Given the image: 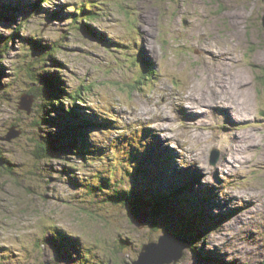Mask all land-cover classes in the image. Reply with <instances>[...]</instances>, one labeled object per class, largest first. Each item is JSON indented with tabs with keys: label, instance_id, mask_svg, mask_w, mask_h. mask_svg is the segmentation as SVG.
I'll return each mask as SVG.
<instances>
[{
	"label": "rangeland",
	"instance_id": "374dc122",
	"mask_svg": "<svg viewBox=\"0 0 264 264\" xmlns=\"http://www.w3.org/2000/svg\"><path fill=\"white\" fill-rule=\"evenodd\" d=\"M38 3L0 0V152L13 163L0 169V264H131L178 230L191 241L176 264H264V0ZM28 38L35 57L56 45L48 72L84 88L74 103L92 121L82 153H56L46 171L38 116L18 109ZM55 111L40 132L63 149L69 115ZM13 122L19 135L2 140ZM143 188L172 198L138 224L129 203Z\"/></svg>",
	"mask_w": 264,
	"mask_h": 264
},
{
	"label": "trees",
	"instance_id": "16d2710c",
	"mask_svg": "<svg viewBox=\"0 0 264 264\" xmlns=\"http://www.w3.org/2000/svg\"><path fill=\"white\" fill-rule=\"evenodd\" d=\"M40 1L41 0H39V3L37 5H35L36 7L40 5ZM44 1L47 2L48 0H44ZM9 6L12 5H7V7L4 8H10ZM54 16L56 17L57 15L55 14ZM93 19H96V17L90 16L89 20L91 21ZM89 20L86 21V23H89ZM77 23L78 26L76 25L73 26H76V28L80 30L82 24H80L79 22ZM86 23L83 24L84 26L88 27ZM96 35L99 38H101V36L98 33ZM10 38L15 39L14 37L12 38V36H10ZM27 40L30 41L29 46H33L34 49L32 48L33 51H31V48H29V51L23 52L26 56H28V60H29V63L27 62L23 68H25L26 74L31 83L24 92L33 96L32 109L31 112L29 113V116L32 115L38 116L33 120V129H36L38 131V136L36 135V138L30 137L32 142H34V146H35L34 147L35 150L32 151V155L38 161L39 164L41 163L45 164V168L43 167L42 169L43 171H46L45 169H47V167L51 168V165H49L48 161H52L53 158L57 157L56 155H59L56 153H65L68 151V148L69 150L79 149L80 150L79 155L82 153V151L85 149L83 145H85L88 141V132L86 129L88 126L92 125V121L90 118H86L83 114H81V111H79L80 113H78L76 111L77 106L74 103L75 101L80 102L81 100L80 94L84 88L80 87L77 91L73 90L67 92L65 88L62 87L61 84H59L60 82H62L61 81L62 77L55 73L56 71H60V69L55 68V72H48L49 69L47 67H49L50 65L49 61L50 59L53 58V53L56 51V45L51 46V48H47L45 51H43V53L35 57L32 54L37 51V48L35 47L34 44L37 45L39 43L33 41L34 44H32L29 38ZM4 43H5L4 45L3 43L0 44V51L2 50L1 48L2 46L8 44V40ZM43 47L46 46L43 45L42 48ZM29 55H30V59H29ZM1 56L3 55L0 54V58ZM58 67H62V64H59ZM140 72L142 74L139 75L140 78L146 75L151 76L152 73H154L152 69L150 68L148 69L147 67H143L140 70ZM71 99H73L74 101H71ZM65 102L67 103L66 106L64 105ZM54 110H56L55 112L57 113L58 111H60L63 113H68L69 115V118H66L67 119L66 124L62 131L63 137L61 138L60 141L62 143L63 149L53 148V142L49 139L53 137L48 136L47 138L45 134L41 133L45 126L54 129L53 128L54 124H52L54 123V121L56 123V120H53V118L55 117L53 115ZM12 125L16 126L17 128H20L19 126L20 124L17 122H13ZM110 126H111L110 122L106 121L105 124L102 125L103 128L101 130H103L104 128L106 130H110ZM23 131L24 130L22 129V133ZM0 159L3 162V164L0 165V169L2 171L6 170L7 172H11L12 171L11 166L13 165L11 160L3 157L2 152H0ZM72 162L73 160L69 159V162L65 163L67 165L65 166L66 169H64L66 171V174L71 175L69 171L70 169L69 163ZM59 171L60 170H53V172L56 173ZM34 174L35 176L41 174V169L37 167L36 171L33 172V175ZM119 183L120 182H118L117 185ZM148 189L149 188H143L139 190L134 189V191H132L133 193L132 198L134 201L130 202L129 204H131V206L134 207L132 210L134 212L136 211L135 213H133L132 218L134 217V215H136L138 211L141 210V208L145 209V207L146 208L150 207L149 212L155 219L162 213L163 209L172 198V195L170 194L172 192L167 194L166 192H161L157 188L153 192H150V190ZM93 191H94L93 188L89 189V192H91L92 194H94ZM124 193H126V195L124 196H126L125 199L126 201H128L129 197L127 195H130V190L128 191L126 190ZM116 194H118V196H116L115 199H113V201H116L117 203L124 202L123 200L120 199L122 198L123 194H121L119 191H116ZM81 208L83 210H86V208H84L83 206ZM186 215L188 216V214ZM200 215H201L200 212L195 214L197 221ZM178 233L181 235L182 238L191 241L190 235L185 236L186 234L185 231L181 232L178 230Z\"/></svg>",
	"mask_w": 264,
	"mask_h": 264
},
{
	"label": "water",
	"instance_id": "95a60500",
	"mask_svg": "<svg viewBox=\"0 0 264 264\" xmlns=\"http://www.w3.org/2000/svg\"><path fill=\"white\" fill-rule=\"evenodd\" d=\"M261 22L264 27V12L261 16ZM32 103L33 96L23 93L20 96L18 109H23L30 113ZM10 127L12 128H10L4 136V140L9 141L12 138H16L20 133V131L15 129L13 125ZM215 161L216 159L213 160V162ZM2 164L3 162L0 159V165ZM143 213L144 212H138L134 217L138 224H140L144 217ZM189 243V240L182 238L179 233H164L158 237L157 242L144 243L137 255V259L133 260L131 264H176L182 257L184 250L188 248Z\"/></svg>",
	"mask_w": 264,
	"mask_h": 264
},
{
	"label": "bare ground",
	"instance_id": "6f19581e",
	"mask_svg": "<svg viewBox=\"0 0 264 264\" xmlns=\"http://www.w3.org/2000/svg\"><path fill=\"white\" fill-rule=\"evenodd\" d=\"M147 34H148V33H147ZM242 109H243V111L246 110V108H242ZM21 110H23V109H21ZM247 111H248V110H247ZM243 113H244V112H243ZM237 114H238V113H237ZM247 114H248V113H247ZM239 115H240V114H239ZM244 116H245V115H244ZM10 128H12V127H10ZM10 128H9V129H10ZM14 128L16 129L17 127L14 126ZM1 139L4 140V136H2ZM227 144H228V143H227Z\"/></svg>",
	"mask_w": 264,
	"mask_h": 264
}]
</instances>
